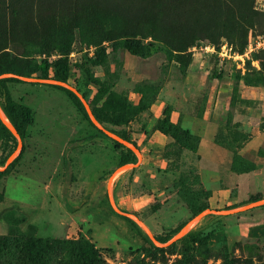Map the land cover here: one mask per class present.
Instances as JSON below:
<instances>
[{"label":"rangeland","instance_id":"1","mask_svg":"<svg viewBox=\"0 0 264 264\" xmlns=\"http://www.w3.org/2000/svg\"><path fill=\"white\" fill-rule=\"evenodd\" d=\"M128 35L147 43L144 54L113 48ZM225 41L231 49L222 58ZM100 45L108 55L97 64ZM64 56L67 81L39 76L46 60ZM3 71L23 80L11 94L33 115L8 157L10 146L0 144L6 164L25 144L0 178V234L59 239L47 264H82L68 241L80 236L105 264H264V177L233 170L264 156L262 144L241 152L264 139V0H0ZM55 84L77 90L89 109L101 84L151 107L126 124L92 123ZM167 105L182 129L195 116L215 122L202 149L195 131L175 139L156 128ZM214 146L221 164L208 159ZM127 147L137 158L120 165ZM213 177L230 188L224 201L207 192ZM191 204L207 208L194 215ZM189 231L214 234L186 250ZM0 264L23 261L10 249Z\"/></svg>","mask_w":264,"mask_h":264},{"label":"trees","instance_id":"2","mask_svg":"<svg viewBox=\"0 0 264 264\" xmlns=\"http://www.w3.org/2000/svg\"><path fill=\"white\" fill-rule=\"evenodd\" d=\"M118 47L125 48L132 54H144L148 45L141 38L128 35L120 41H115L113 48ZM106 49L107 48L103 45L96 48L93 58L95 63L102 64L106 61L108 55ZM70 69V63L66 56L52 61L46 60L45 63L41 65V73L39 76L41 78L55 77L56 79H61V81H67ZM53 70L54 74H51V71ZM7 72L11 71L0 72V75ZM15 81L23 80L14 75L0 76V97L2 95L5 97V101L1 102V106L4 113L17 130L18 135L21 138H24L27 135V126L32 119L33 110L25 102L18 101L12 97L10 84ZM55 85L64 89L83 115L89 121L94 123L91 119L90 112L84 104V101L74 90L60 84ZM82 93L85 97L88 96V92L83 91ZM89 104L92 113L99 122H110L117 125L126 124L131 117L147 110L150 107V104L143 102L142 100L135 103L127 95L118 93L104 84L98 86L96 92L89 100ZM156 128L162 133L171 135L175 139H177L180 130H183L184 133L192 134L191 130L182 129L177 122L171 120V108L169 105L165 106L163 109V116L158 119ZM118 133L127 141L136 144V141L129 136L126 130L119 131ZM0 144H8L10 146V151L7 157L18 147L17 134H15L4 122L1 115ZM121 144L124 146L123 143ZM24 149L25 144L22 145L19 153L8 164H6L7 157L0 160L1 166L6 165V167L0 169V178L6 176L13 170L22 157ZM136 158V153L132 150V148L127 147V151H123L121 153L119 164L124 165L129 162H134ZM236 165V163H233V170L238 173L249 172L259 167V164L254 161H251L250 164L242 167H238ZM207 192L209 193V196H211L212 190L208 189ZM1 197L2 193H0V198ZM261 198L262 194L259 192L251 194L248 201H255ZM236 205L238 204L230 207H235ZM205 208H207L206 205L191 204V210L194 215L200 213ZM133 224L137 227L140 233H143L142 230L138 228L136 222L133 221ZM213 234V231L208 232L206 235L196 231H189L181 239L184 243L185 249L188 250L196 244H207ZM145 237L147 236L145 235ZM56 241L60 240L35 235L11 237L9 234H0V252L11 249L22 259L23 264H47L48 254L55 247ZM68 241L75 243L77 253L82 264L106 263V259L100 254L99 249L88 238L80 236L76 239H70ZM226 264H234L233 259H228Z\"/></svg>","mask_w":264,"mask_h":264},{"label":"crops","instance_id":"3","mask_svg":"<svg viewBox=\"0 0 264 264\" xmlns=\"http://www.w3.org/2000/svg\"><path fill=\"white\" fill-rule=\"evenodd\" d=\"M171 120L174 122L175 121L177 122V120H175L174 117H172V115H171ZM210 128L215 129L216 124L209 117H207V115H204L202 117L195 116V118L193 119V127H191L190 130L193 132L194 131L197 132L201 136V142L199 144L200 149H202L204 147V144L206 143L208 138H210V137H208V134H211V132L208 133V130ZM163 134H165V133H163ZM253 144H255V145L262 144L264 146V139H257L256 137H254L253 139H251L250 141H248L245 144V146L241 152L247 151L248 149H250V147ZM222 153L223 152L219 147L214 146V149L212 152V157L211 158L208 157V159L212 162H217L218 164H221L223 159L220 158L219 156L217 157V155L222 154ZM257 163L259 164V167H257L256 169L251 170L249 172H243V173H235L234 172V175H244V174L253 175L254 174V175H259V176L264 177V156L262 157V159L258 160ZM228 174H229V172H228ZM229 175H231V174H229ZM236 182L239 183V181H236ZM206 183L210 185L209 187L212 190L211 198L213 200H215L217 198H222V200L224 201L226 199V197H229L230 188L221 186V184H219L216 181L215 177H213V179L212 178L208 179V181ZM239 189H240V185H239ZM239 192H240V190H239ZM248 195L249 194H246V195H240L239 194V200L245 199ZM222 202H220V203H222Z\"/></svg>","mask_w":264,"mask_h":264},{"label":"built area","instance_id":"4","mask_svg":"<svg viewBox=\"0 0 264 264\" xmlns=\"http://www.w3.org/2000/svg\"><path fill=\"white\" fill-rule=\"evenodd\" d=\"M262 43V42H261ZM231 49V47L229 46V44H228V42H223L222 44H221V49L220 50H218V53H219V55L222 57V58H224L225 56H227L228 55V51Z\"/></svg>","mask_w":264,"mask_h":264},{"label":"water","instance_id":"5","mask_svg":"<svg viewBox=\"0 0 264 264\" xmlns=\"http://www.w3.org/2000/svg\"><path fill=\"white\" fill-rule=\"evenodd\" d=\"M2 75H4V74H1L0 76H2ZM76 92H77V90H75ZM87 109H89V108H87ZM3 110V109H2ZM89 112H90V116H91V118L93 119H95V116H94V114L92 113V111H91V109H89L88 110ZM0 115H1V112H0ZM1 117H2V115H1ZM3 118V117H2ZM4 120V119H3ZM4 122L6 123V121L4 120ZM9 127H10V129L15 133V134H17L18 135V133H17V130L15 129V127H14V125L12 124V126H10L8 123H6ZM19 136V135H18ZM20 137V136H19ZM130 142V141H129ZM131 144H134V143H132V142H130ZM11 162V161H10ZM9 162V163H10Z\"/></svg>","mask_w":264,"mask_h":264},{"label":"bare ground","instance_id":"6","mask_svg":"<svg viewBox=\"0 0 264 264\" xmlns=\"http://www.w3.org/2000/svg\"><path fill=\"white\" fill-rule=\"evenodd\" d=\"M1 111V115L3 117V119L6 121V123H8L10 126H12L10 120L8 119L7 115L4 113V111L2 109H0Z\"/></svg>","mask_w":264,"mask_h":264}]
</instances>
